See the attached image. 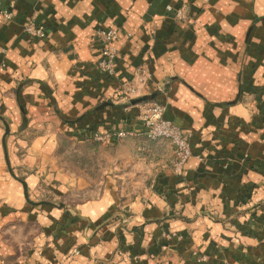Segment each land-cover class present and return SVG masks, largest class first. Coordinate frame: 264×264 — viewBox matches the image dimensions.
I'll use <instances>...</instances> for the list:
<instances>
[{
    "label": "crops",
    "instance_id": "obj_1",
    "mask_svg": "<svg viewBox=\"0 0 264 264\" xmlns=\"http://www.w3.org/2000/svg\"><path fill=\"white\" fill-rule=\"evenodd\" d=\"M182 1L1 0L12 17L0 13V110L15 112L11 91L33 79L22 87L28 125L48 126L54 104L82 116L62 125L74 135L142 124L133 106L90 112L115 89L97 67L95 32L115 27L117 79L145 63L152 82L143 94L163 104V118L188 136L192 151L181 174L159 169L144 198L129 205L126 227L113 221L92 235L116 206L107 177L99 198L77 205L90 220L85 235L84 219L57 209L39 214L40 233L13 264H264V0H187L190 26L163 17ZM29 21L44 26V38L26 35ZM239 92L245 103L234 100ZM163 230L183 238H162Z\"/></svg>",
    "mask_w": 264,
    "mask_h": 264
},
{
    "label": "rangeland",
    "instance_id": "obj_2",
    "mask_svg": "<svg viewBox=\"0 0 264 264\" xmlns=\"http://www.w3.org/2000/svg\"><path fill=\"white\" fill-rule=\"evenodd\" d=\"M180 5H184L186 10L183 20H177L168 13H164L163 17H170L177 23L190 26V4L186 0L180 2ZM140 77H143L141 81ZM112 80L115 81L112 96L94 106L90 112L102 110L113 102L121 107L122 112H127L133 106L138 110L139 121L143 122L142 113L151 102L162 104L150 97L151 94H143L148 90L146 86L152 82V73L145 63L136 67L132 78L119 81L115 76ZM31 82L33 79H24L11 91L18 104L15 112L0 110V260L5 264H13L17 259L26 257L35 237L41 231L39 214L44 215L57 209L73 220L84 219L87 221L85 235L90 220L81 213L77 205L99 198L105 180L109 177L114 185L112 194L116 206L107 218L95 224L92 235L113 221L119 222V227H126L131 216L129 205L144 198L159 169L173 171V146L166 139H147L141 123L138 126L126 124L106 131L84 129L81 134L74 135L62 128V125L67 126L66 124L69 125L82 116L69 111H57L54 104L48 112L53 118V121H47L48 126L28 125L32 115L23 98L22 87ZM125 85L134 86L135 91L126 93ZM143 88L146 89L142 90ZM249 95L255 99L257 93ZM245 96L246 94L239 92L234 100L245 103ZM120 128L128 134L121 138L114 137V133ZM44 132L48 134L43 142L40 138L32 141L34 136ZM94 132L107 134L108 137L104 140L95 139ZM51 136L53 139L49 141ZM40 152L43 153L42 159L36 155ZM30 175L35 176L33 185L26 184ZM163 218L156 222L163 223ZM168 235L175 237L177 241L183 238L182 234L176 232L163 230L161 233L165 239ZM6 248L11 254L2 256L1 251ZM75 251L76 248L73 249ZM194 254L199 262L206 259L204 256L205 259L200 260L203 255ZM17 264L20 262L17 261Z\"/></svg>",
    "mask_w": 264,
    "mask_h": 264
},
{
    "label": "built area",
    "instance_id": "obj_3",
    "mask_svg": "<svg viewBox=\"0 0 264 264\" xmlns=\"http://www.w3.org/2000/svg\"><path fill=\"white\" fill-rule=\"evenodd\" d=\"M0 13L7 19L12 17V11L1 7L0 0ZM166 13L176 18L177 20H183L186 16V10L184 5L179 6H166ZM24 32L30 38L42 39L45 37V29L42 24L34 21H29L24 26ZM118 36V29L110 27L107 29H98L95 32V39L99 43V56L97 59V67L108 77L116 76V57L117 50L113 45L114 40ZM143 77H140V81ZM125 92L132 93L135 91L134 86H126ZM164 107L158 102H151L150 105L143 111L141 119L143 125L144 135L147 139H166L173 146V159L172 167L176 174H181L186 161L192 156L190 143L188 136L174 123L163 118ZM128 134L127 131L120 129L114 133V137L121 138ZM95 139L104 140L108 137L107 134H99L94 132ZM199 160H202L201 156H197ZM205 259L204 256L199 258ZM0 264H5L3 260H0Z\"/></svg>",
    "mask_w": 264,
    "mask_h": 264
},
{
    "label": "water",
    "instance_id": "obj_4",
    "mask_svg": "<svg viewBox=\"0 0 264 264\" xmlns=\"http://www.w3.org/2000/svg\"><path fill=\"white\" fill-rule=\"evenodd\" d=\"M150 97H152V96H150ZM102 106H103V105H102ZM102 106H101V107H102Z\"/></svg>",
    "mask_w": 264,
    "mask_h": 264
}]
</instances>
